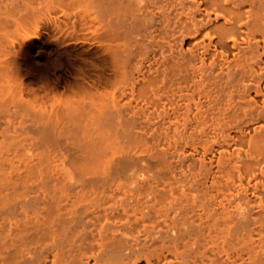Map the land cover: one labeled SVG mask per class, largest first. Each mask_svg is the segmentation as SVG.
<instances>
[{
    "label": "bare ground",
    "instance_id": "bare-ground-1",
    "mask_svg": "<svg viewBox=\"0 0 264 264\" xmlns=\"http://www.w3.org/2000/svg\"><path fill=\"white\" fill-rule=\"evenodd\" d=\"M0 264H264V0H0Z\"/></svg>",
    "mask_w": 264,
    "mask_h": 264
}]
</instances>
